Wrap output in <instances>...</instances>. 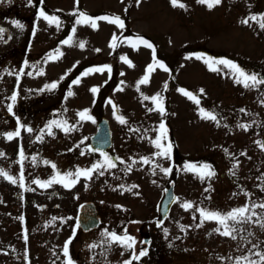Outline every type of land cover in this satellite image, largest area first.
Masks as SVG:
<instances>
[{"label":"rangeland","instance_id":"obj_1","mask_svg":"<svg viewBox=\"0 0 264 264\" xmlns=\"http://www.w3.org/2000/svg\"><path fill=\"white\" fill-rule=\"evenodd\" d=\"M179 3L185 7H174L171 0H0V28L5 30L0 37V170L16 179L12 183L0 176V264H68L69 259L72 264H124L142 249L147 255L132 264H236L237 257L264 251V208L252 207L264 204V84L246 88L228 67L214 65L219 70L213 71L205 62L227 59L243 70L242 61L264 74V28L256 21L241 23L264 15V0H221L212 8L197 0ZM40 10L59 23L38 17ZM80 13L96 19V27L77 24ZM99 17H119L124 27ZM69 36L70 44H63ZM57 50L62 55L49 59ZM168 53L171 71L157 57ZM149 65L154 68L149 82L137 90ZM105 66L111 71L82 76ZM78 77L80 83L74 85ZM51 83L57 87L48 90ZM93 87L99 91L93 93ZM178 89L191 92L199 104ZM69 90L74 95L67 96ZM157 94L163 114L151 99ZM201 108L216 120L201 118ZM83 110L91 120H80ZM102 115L112 131L114 168L106 167L103 155L84 148ZM54 120L66 121L72 130L53 125L49 135L47 126ZM161 123L167 138L160 142L172 145L170 157L158 155L162 149L153 143L161 135ZM17 130L19 136L9 140L7 133ZM93 165L102 167L71 187L35 183L57 173H72L69 179H76L78 169ZM186 165L196 170L188 171ZM202 165L214 175L201 179ZM170 177L177 198L163 226L156 228L147 221L155 216ZM83 200H93L102 216L99 227L89 232L74 222ZM184 203L192 207L185 210ZM245 206L248 215H255L251 222L234 225L235 239L221 235L224 229L215 220L201 223L198 211L226 215ZM113 232L133 237L134 248L111 242ZM145 234L152 237L149 246L140 244ZM153 250L159 255L151 257Z\"/></svg>","mask_w":264,"mask_h":264},{"label":"snow or ice","instance_id":"obj_2","mask_svg":"<svg viewBox=\"0 0 264 264\" xmlns=\"http://www.w3.org/2000/svg\"><path fill=\"white\" fill-rule=\"evenodd\" d=\"M31 2V0H30ZM198 3L201 4H207V6L209 8H212L214 5H218L221 0H197ZM171 3L174 7L179 6V7H185L182 3H179V0H171ZM38 17H41L47 21H49V23H59V21L57 20L56 17L54 16H48L45 14V12L43 10H40L38 13ZM98 19L100 20H108L110 23H113L115 25H117L119 28H123L124 27V22L119 18V17H99ZM249 20L251 21H256L257 23H259V26L261 28H264V15L260 16L259 19L257 18V16L253 15L250 16L248 19L242 20L241 23L244 24H248ZM77 24H82V23H90L91 26L93 28L96 27V19L88 17L87 14L85 13H80L78 19L76 20ZM13 24L16 27H21L22 25L19 24V22L13 21ZM4 29L0 28V37H2L3 33H4ZM73 32H75V28H73L72 30ZM72 40V37L69 36L68 39L62 41L63 44H70ZM116 41V37H113V42L110 44V47H115ZM138 42L144 44L145 46L152 48V45L144 40L143 38H138ZM129 43L132 44L133 47L136 46L135 43H132L131 39L129 38ZM84 43L80 42L79 47L80 48H84ZM98 51V50H97ZM62 55L61 52H59L57 50L56 55L55 56H50L49 59H58L60 56ZM198 59L200 57H197ZM121 59L127 63L129 65V67H132V62L130 60H128L126 57H121ZM153 59L155 60V55H153ZM210 70L213 71H218L219 69L214 67V65H224L226 67H228L229 69H231L233 71V73L235 74V78H236V82L237 83H242L246 88L248 87H256L259 84H264V78H258L256 74H247L244 70H242L238 65H236L235 63L227 60V59H212V58H207L205 61ZM158 66L160 68H163L165 71H167V69L165 68V66L162 63L157 62ZM107 71H111L110 67L105 66L104 69L102 68H95V69H89L87 71H85L84 73H82V76H86L91 74L93 71L95 72H102L104 70ZM154 70L153 65H149L148 68L146 69V74L143 78H141L138 82H137V90H139V85H144L147 84L149 82V74ZM43 74V73H40ZM29 75H31V73H29ZM121 75H123V73H121ZM63 79V77H62ZM72 83L74 85L79 84L80 83V78L78 77L77 79L73 80ZM123 83V82H121ZM48 90H52L55 89L57 87V83H51L49 85L45 86ZM167 88V85H165V89ZM122 90V89H120ZM183 95L187 96L189 99L194 100L195 103L199 104V100H197L195 98V96L191 93L188 92L184 89H178ZM91 91L93 93H96L99 91V89L97 87H93L91 89ZM202 91V90H201ZM74 95V93L69 90L67 93V96H72ZM13 102V104L15 103L16 100V95L13 94L10 98ZM144 99H149V97L145 96ZM152 101L155 103L156 108L161 112V114L164 113V109H163V102H162V98H160L159 94H157L156 96L151 97ZM109 104L112 103L111 100L108 101ZM114 108V115H115V106H113ZM8 111L11 112L12 111V104L8 105ZM243 111V110H242ZM200 115L201 118L203 119H210V120H216V116L213 115L211 112H207L205 111L203 108L200 109ZM78 116L80 118V120H91L92 117L88 115V110H83L81 112L78 113ZM116 119L121 123L124 124L125 123V119L122 116H116ZM56 126L58 128H62L63 131H65L66 133L68 131H71L72 129L68 126L67 122H61V121H51L50 124L47 126L48 129V134L51 135L52 134V126ZM241 127H245L244 125H241ZM29 132L32 131V129H27ZM160 131H161V135L158 136L156 138L155 141H153L154 145L156 148L158 149H162L161 152L158 153V155L161 156H168L170 157L171 155V149H172V145L168 144L166 147L164 145L161 144V138L166 139L167 138V130L165 128V125L163 123L160 124ZM19 131L17 130L16 132H10L7 133V138L9 140H11L14 136H19ZM41 137H38V139H40ZM104 156V160H105V165L107 168H114L116 165L114 163H112V160L110 157H108L105 153H101ZM21 155H23V153H21ZM121 163H123V161H121ZM144 163H148V160L146 158H144ZM100 167H102V165H93V167L91 169H86V170H77L75 173V177L76 179H69V177H71L73 174L72 173H68L65 175H60L59 173H57V175L55 177H53L52 179L46 181V182H40V181H35V183L39 184L40 187L42 188H46L51 186L53 183H61L64 185V187H71L73 186L76 182L77 179L81 176L85 177V178H91V173L95 170H98ZM186 170L188 171H194L196 170V166L194 165H186ZM53 168H55V165H53ZM161 171L165 172V174L171 172L170 168H162ZM101 175H103V172L100 173ZM199 175L201 177V179L204 178V176H212L214 175V173L212 171L209 170V166L208 165H202L200 166V170H199ZM0 176H3L5 179H8L10 182L12 183H16V179L13 178L12 176H10L7 172L0 170ZM21 181L23 180V177H20ZM23 186V185H21ZM133 188L136 187V185H132ZM183 208H185V210L189 209L192 207L191 203H184L181 205ZM253 208L255 207H260V208H264V204H260V205H253ZM199 213H200V217H201V223H203L204 220H215L217 221L224 229L223 232H221V235L224 236H231L233 239H235V235H233L234 232L238 231L234 225L238 224V223H248L251 222L252 219V215H255V213L253 212L252 215H248L249 213V208L247 206L245 207H241V208H237L234 209L230 212H228L226 215L225 214H221L219 212H211V211H206L203 209H198ZM55 219V218H54ZM229 221L233 222V226L229 225ZM262 227H264V224L261 225ZM217 231H219V229H217ZM165 233H167V229H165ZM249 235H251V233H249ZM110 240L111 242H115L118 243L122 246H124L126 249H133L134 245L136 243L135 239L133 237H131L130 235H128L127 233H125L124 235H117L116 233H111L110 234ZM69 242H66L64 245V255L67 257L69 255L68 252V244ZM94 247V245L92 246ZM256 245H253V248H255ZM147 255V251L142 249L139 254H136L133 251V255L131 257V259L124 261V264H132L133 260H139L140 257ZM251 255H255L256 257H258V259L254 260L251 259ZM68 264H72L71 259L68 260ZM236 264H264V251H256V252H250V255H244L241 257H237L236 258Z\"/></svg>","mask_w":264,"mask_h":264},{"label":"water","instance_id":"obj_3","mask_svg":"<svg viewBox=\"0 0 264 264\" xmlns=\"http://www.w3.org/2000/svg\"><path fill=\"white\" fill-rule=\"evenodd\" d=\"M111 144V132L108 122L105 118L98 124V129L95 134L91 136L90 147L100 150L105 149ZM176 198L174 191V179H170L168 185L164 187L162 195L157 204L156 224H161L167 216L170 206ZM100 215L97 213L95 204L92 201H84L78 205L76 221L83 229H89L97 226L100 223ZM143 244L150 243V236H144Z\"/></svg>","mask_w":264,"mask_h":264},{"label":"trees","instance_id":"obj_4","mask_svg":"<svg viewBox=\"0 0 264 264\" xmlns=\"http://www.w3.org/2000/svg\"><path fill=\"white\" fill-rule=\"evenodd\" d=\"M100 11V10H99ZM97 12H94V15H96ZM168 56L166 57V55L161 54L159 55V57L163 60L166 61L167 64H171V60L169 57H171V54H167ZM240 66L243 68V70L245 71V69H247L248 74H256L257 76L259 75H264L263 71L261 69H258L257 67L254 66H247L245 65L242 61H240Z\"/></svg>","mask_w":264,"mask_h":264},{"label":"flooded vegetation","instance_id":"obj_5","mask_svg":"<svg viewBox=\"0 0 264 264\" xmlns=\"http://www.w3.org/2000/svg\"><path fill=\"white\" fill-rule=\"evenodd\" d=\"M96 126H97V123H96V125H95V129H96ZM120 227V226H119Z\"/></svg>","mask_w":264,"mask_h":264}]
</instances>
